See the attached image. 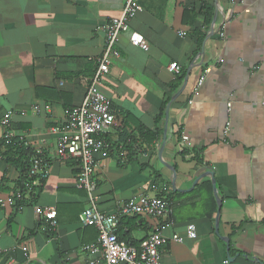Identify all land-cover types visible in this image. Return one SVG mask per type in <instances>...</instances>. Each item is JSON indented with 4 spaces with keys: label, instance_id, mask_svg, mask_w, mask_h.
<instances>
[{
    "label": "crops",
    "instance_id": "crops-1",
    "mask_svg": "<svg viewBox=\"0 0 264 264\" xmlns=\"http://www.w3.org/2000/svg\"><path fill=\"white\" fill-rule=\"evenodd\" d=\"M126 1L0 0V113H12L15 139L51 165L20 211L0 207V264H106L101 253L82 251L98 233L79 223L89 206L87 193L76 188L79 161L57 159L60 135L52 130L82 102L104 51L105 27ZM137 1L142 11L121 35L119 57L101 84L115 122L95 155L98 207L116 215L121 202L140 195L168 200L165 217L124 218L118 230L134 246L160 233V264H264V0ZM132 33L143 36L147 52L131 45ZM174 63L177 75L169 71ZM177 79L172 98L182 92L158 121L161 86ZM178 133L203 166L191 153L181 156ZM4 135L0 127L1 203L20 179L5 159ZM211 172L217 195L205 176ZM211 201L218 224L217 212L212 220L205 216ZM36 207L56 209L54 230Z\"/></svg>",
    "mask_w": 264,
    "mask_h": 264
},
{
    "label": "built area",
    "instance_id": "built-area-1",
    "mask_svg": "<svg viewBox=\"0 0 264 264\" xmlns=\"http://www.w3.org/2000/svg\"><path fill=\"white\" fill-rule=\"evenodd\" d=\"M141 11L142 8L137 0H127L120 16L106 25L104 51L96 60V69L82 102L70 110L62 126L52 130L60 135L56 150L57 159L79 161L80 172L77 176L76 188L87 193L89 202L88 208L79 215V223L83 227L96 229L98 233L96 243L84 246L82 251L93 255L101 253L106 264H160V248L165 242L160 233H152L138 246H132L119 239L118 229L124 218L146 216L159 219L170 212V204L165 198L140 195L131 201L121 202L116 215L105 214L100 211L98 198L95 195L96 185L93 177L98 168L95 155L106 147L105 136L115 122L111 112V101L101 90V84L109 73L112 59L119 57L116 46L121 35L129 31L130 23ZM182 35L185 36V33ZM129 39L133 47L144 52L148 51L149 45L143 36L132 33ZM169 71L175 75L180 73L176 63L170 65ZM210 71L211 69L205 71V76L200 78L196 90L203 85ZM11 117L10 112L0 113V127L5 129L4 140L9 142L16 140L10 129ZM186 142V138H181V149ZM25 146L28 148L27 145ZM50 170V162L43 153L34 151L24 185L13 192L5 203L0 202V207L9 205L20 211L24 201H30L35 197L50 176ZM35 212L45 221L49 230L57 227V213L54 207H36ZM186 234L191 239L196 237V228L193 224L188 225ZM176 241L180 243L181 239Z\"/></svg>",
    "mask_w": 264,
    "mask_h": 264
},
{
    "label": "trees",
    "instance_id": "trees-1",
    "mask_svg": "<svg viewBox=\"0 0 264 264\" xmlns=\"http://www.w3.org/2000/svg\"><path fill=\"white\" fill-rule=\"evenodd\" d=\"M201 11H202V13L204 12L206 18H208L210 16L209 15L210 9L208 7H206V6L203 7V9ZM181 82H182L181 79H177L175 82H173L170 85L161 86V88L164 90L163 92H164L165 98H164V102H163V107L160 111V116L158 117V121H161L164 118L165 109H166L167 105L170 103L172 96L178 91ZM157 134H153V136L150 137V139L148 140L149 144H154L156 142L155 139H156ZM178 141L179 142L181 141V135L179 133H178ZM4 146L6 148L5 159L7 160V162L16 166L20 170V179L18 182V186L22 187L24 185L26 179H27V174H28V171L30 168V159H31V156L33 155L34 151L27 148L23 142L17 141V140H12L11 142L4 140ZM190 153L193 156V160H195L201 166L204 165L203 160L199 156V153L195 152L194 150L188 151L186 148H183L180 154L183 158H186L187 156L190 155ZM206 187L211 188L209 183L206 184ZM216 212H217L216 204L214 201H211L206 206V215L205 216L207 219L212 220L214 218ZM122 221L120 223V226L123 223ZM120 226H119V228H120ZM118 237L121 241L126 242L119 235H118ZM126 243L129 245H132L128 242H126ZM132 246H134V245H132Z\"/></svg>",
    "mask_w": 264,
    "mask_h": 264
},
{
    "label": "water",
    "instance_id": "water-1",
    "mask_svg": "<svg viewBox=\"0 0 264 264\" xmlns=\"http://www.w3.org/2000/svg\"><path fill=\"white\" fill-rule=\"evenodd\" d=\"M187 80V79H186ZM186 80H185V82H186ZM181 92H182V90L181 91H179L178 93H177V95H175L173 98H172V100H174V99H176L180 94H181ZM167 113V112H166ZM167 115H168V113H167ZM168 119V118H167ZM165 142H166V139L164 140V142H163V146H164V144H165ZM160 156V155H159ZM172 169V168H171ZM173 170V169H172ZM206 177H210L211 178V182H212V187H213V189H214V193H215V195H217L218 193H217V188H216V185H215V178H214V173L213 172H211V173H208V174H206L205 175ZM173 178H175V175L173 174ZM197 182V181H196ZM196 182L194 183V185L196 184ZM218 197V196H217ZM219 198V197H218ZM219 201H220V199H219ZM219 210H218V212H217V215H216V224H218V218H219Z\"/></svg>",
    "mask_w": 264,
    "mask_h": 264
}]
</instances>
